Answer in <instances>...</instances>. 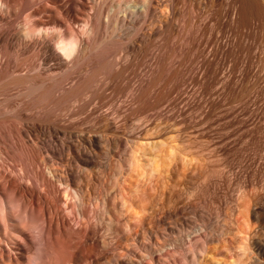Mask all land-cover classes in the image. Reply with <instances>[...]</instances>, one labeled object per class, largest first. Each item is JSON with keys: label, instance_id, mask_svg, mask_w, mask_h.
I'll list each match as a JSON object with an SVG mask.
<instances>
[{"label": "bare ground", "instance_id": "bare-ground-1", "mask_svg": "<svg viewBox=\"0 0 264 264\" xmlns=\"http://www.w3.org/2000/svg\"><path fill=\"white\" fill-rule=\"evenodd\" d=\"M254 93L264 0H0V264H264V189L230 204L210 168L225 224L198 213L194 233L178 202L215 154L231 169L238 132L264 151Z\"/></svg>", "mask_w": 264, "mask_h": 264}, {"label": "rangeland", "instance_id": "rangeland-1", "mask_svg": "<svg viewBox=\"0 0 264 264\" xmlns=\"http://www.w3.org/2000/svg\"><path fill=\"white\" fill-rule=\"evenodd\" d=\"M170 18V21L171 22H173V24L176 26V28L177 29H179L180 28V26H181V23L180 22H177V19L175 18V17H169ZM174 20V21H173ZM171 38H169V40H168V43H167V51L169 52V50L172 48V43L174 42V37L173 36H170ZM159 39V37H157V36H154L153 38H152V40H151V42L153 43L154 41H156V40H158ZM161 42V41H160ZM209 50V49H208ZM151 51V52H150ZM154 52V47L153 46H149V48H148V50L145 52V54L143 55V57H142V59H141V62H145V61H147L148 59H149V57H150V54L151 53H153ZM148 54V55H147ZM227 67V68H226ZM226 67H225V70H227L228 69V67H229V65H226ZM177 94V93H176ZM257 94H252L251 95V97H250V99H249V103H248V105L252 108V109H257V108H259V107H261L262 105H264V95H257ZM255 100V101H254ZM82 118H83V116H81ZM80 117V119H82ZM132 121L130 122V124L128 125L129 127H132V125L134 124V126L132 127V128H134L135 127V125H137V121H136V119H134V118H132L131 119ZM135 121V122H134ZM233 129H229V131L231 132ZM243 132L244 131H240V132H238L236 135H234V137L232 138V140L234 139V140H236V142H235V144H236V151H235V153L233 154V157H232V161H234V162H232V167H231V169L229 168V171H228V167L225 165V163H224V161H223V158L221 157V156H219V154H215L214 155V159H215V161H213L214 159H212V163L210 162V163H206L205 164V162H204V164H205V167H204V164H203V166H201V168H203L202 169V172H200L199 170H201L200 168L197 170L198 171V174H197V172L192 176V175H190V177L189 176H187V181H186V179L185 180H183V186H184V188H183V186L181 187V190H183V192H181L182 193V195H181V193H180V198H179V200H178V202H180L179 204H180V208L181 209H183V207H184V219L186 220V224L187 225H189L190 224V229H189V232H193L194 233V230L196 229V225H193V224H195V223H198V218H199V215H198V213L200 214V215H203V216H210L211 218H212V223L214 224V225H216V226H223L225 223V221H224V219H223V217H224V214H225V212H226V209L224 210V207H225V205H224V202H223V200H222V193H221V188L215 193V196L213 195V197L212 196H210V191H209V189H206V184H207V182L209 183V181H213V180H216V181H218L219 180V178L221 179L222 177H223V174H225V176L221 179V180H227V182H228V184L229 183H231V184H229V189H228V192H227V197H229V199L227 198V200L229 201V203L230 204H233L234 203V201L236 200V198L239 196V192H238V190L240 191V192H242V190H244L243 192H245L246 190L247 191H249L250 189H251V184L252 185H254V187H255V189L256 188H258L257 190H261V189H264V174H262V173H264V151L262 152V153H258L257 152V150H254V148H253V150H251L252 149V147H251V145H253V143H254V141H252V140H249V139H247V138H240V136L243 134ZM204 147H205V145H203ZM254 146V145H253ZM260 149H261V147H259ZM239 150V151H238ZM238 151V152H237ZM118 153V156H121V154H122V149H120V151H118L117 152ZM259 154V155H258ZM218 156V157H217ZM263 156V160L262 159H260L261 157ZM23 156L21 155V158H22ZM240 157H242V158H240ZM24 158H25V156H24ZM236 158V159H235ZM252 158V159H251ZM23 159V158H22ZM254 159H255V161H254ZM24 160V159H23ZM102 161H103V159H102V155H99V162H101L102 163ZM214 162V163H213ZM251 162V163H250ZM211 164V165H210ZM212 164H215L214 166L212 165ZM250 164V165H249ZM208 167H207V166ZM220 165V166H219ZM249 165V166H248ZM263 165V166H262ZM211 166H213L214 167V169H213V167H211ZM260 166V167H259ZM225 167V168H224ZM250 167H251V169L252 168H254V169H257V174H255L254 176L253 175H251V174H248V172H249V170H250ZM206 168V170H204ZM210 168H212V170L214 171V176H213V178H215V179H211V180H209V181H207V182H205L204 183V181L202 182V180L204 179V176L206 175V174H208V173H211L212 172V170L210 169ZM227 169V170H224V169ZM207 169H209V170H207ZM217 169V170H216ZM262 169V170H261ZM204 170V171H203ZM220 172H219V171ZM223 170V171H222ZM260 170H261V172H260ZM99 171V170H98ZM96 169H94L93 171H92V175H90L91 174V172L89 173V175L90 176H92L93 177V179H99L100 177H102V174L101 173H99ZM206 171H208L207 173H204V172H206ZM216 171H218L220 174H221V176H220V174L219 173H217ZM224 171H226L227 173H225ZM94 172V173H93ZM215 172L218 174V176H217V174H216V176H215ZM221 172H223V173H221ZM98 173H99V175H98ZM201 173V174H200ZM261 173V174H260ZM96 174V176H94V175ZM201 176H200V175ZM202 174H204L203 176H202ZM88 174H87V176L88 177H90ZM101 175V176H100ZM197 176L198 175V178L196 177H194V176ZM100 176V177H99ZM220 176V177H219ZM229 176V177H228ZM97 177V178H96ZM218 178V179H217ZM227 178V179H226ZM193 179V180H192ZM232 181H230V180ZM190 180V181H189ZM185 182V183H184ZM199 182H201V184H199ZM202 183H204L205 184V186L202 184ZM232 183H233V185H232ZM236 184H237V187L238 186H241L239 189H237V187H235L236 186ZM241 184V185H240ZM248 184V185H247ZM91 184H88V186H87V183H85V190H84V192L86 193V194H84V195H86V196H84L83 198H85V200H86V198H87V200L85 201V203L87 204V202H88V204H90V205H88L90 208H88L89 210H91L92 208H93V206L91 205L94 201L93 200H95L94 198H93V196H94V187L92 186H90ZM186 185V186H185ZM201 185V186H200ZM208 185V184H207ZM231 185V186H230ZM202 186H204V190L202 189L203 187ZM248 186V187H247ZM88 187H89V189H88ZM186 187V188H185ZM225 187V186H224ZM243 187V188H242ZM245 187V188H244ZM263 187V188H262ZM87 188V189H86ZM183 188V189H182ZM208 188V187H207ZM242 188V189H241ZM87 190H88V192H91L90 193V195H92V196H90V197H92L91 198V202L88 200V198H89V196H88V192H87ZM110 190H111V192H110ZM110 190L108 191V192H110V194L111 193H114V191L112 190V188H110ZM186 190V191H185ZM230 190V191H229ZM234 190V191H233ZM93 191V192H92ZM113 191V192H112ZM209 191V192H208ZM236 191V192H235ZM184 192L186 193V194H184ZM232 193H233V195H232ZM185 195V197H184V195ZM241 194V193H240ZM235 195V196H234ZM181 196H182V198H181ZM232 196H233V198H232ZM94 197H96V196H94ZM215 197V198H214ZM184 198V199H183ZM220 198V199H219ZM90 199V198H89ZM232 199V200H231ZM234 199V200H233ZM210 200V201H209ZM212 200H213V202H212ZM231 201V202H230ZM90 202V203H89ZM183 202V203H182ZM207 202V203H206ZM216 203V204H215ZM60 204H62V203H60ZM185 204H186V207H185ZM183 207H182V206ZM235 205V204H234ZM63 206V205H62ZM61 205H60V207H62ZM205 206V207H204ZM189 207V208H188ZM204 207V208H203ZM215 207V208H214ZM206 208V209H205ZM214 208V209H213ZM61 209H63V208H61ZM207 210V211H206ZM209 210V211H208ZM211 210V211H210ZM63 212H62V215H67V213L64 211V210H62ZM214 212V213H213ZM221 212H223V213H221ZM210 214V215H209ZM212 215V216H211ZM220 215V216H219ZM216 216V217H215ZM98 217V219L100 218L99 217V215L97 216ZM32 218V217H31ZM31 218H30V220H31ZM35 218V220L36 219H38L37 217H34ZM181 219H182V217H181ZM180 219V215L178 214V212H174V213H171V215H170V222H169V220H168V222L172 225H170L171 227H174V228H178L179 227V225H180V223H181V220ZM223 219V220H222ZM28 220V219H27ZM26 220V221H27ZM34 220V219H33ZM32 220V222H34ZM222 220V221H221ZM37 221V220H36ZM193 221V222H192ZM31 222V221H30ZM29 221H28V224L30 223ZM214 222H216V223H214ZM35 223L37 224V222H34V224H33V226L35 225ZM31 224V223H30ZM32 225V224H31ZM38 225H41V222L39 221V219H38ZM29 226V225H28ZM35 226H37V225H35ZM31 227V226H30ZM39 227H41V226H39ZM84 227V226H83ZM192 227V228H191ZM76 228H78V227H76ZM79 228H81L82 229V226H80ZM85 228V227H84ZM83 228V229H84ZM34 229H35V231L36 230H38V229H36L35 227H34ZM40 229V228H39ZM31 232H32V230H30ZM37 232H39V233H41V229L40 230H38V231H36V232H33V234L35 233L37 236H38V238L36 237V236H34V235H32L33 237V239L35 240V238H37L36 239V242H35V244L33 243V241H32V245H31V253L32 252H35V251H32V248H33V250H36V248H37V250H38V248H39V250H45L46 248H47V246H46V248L43 246V242H41L40 241V239H39V235H38V233ZM40 235H42V234H40ZM41 238V237H40ZM42 238H44L45 239V237H43V235H42ZM41 238V240H43ZM39 239V240H38ZM198 240V239H197ZM38 241V242H37ZM44 241V240H43ZM41 242V243H40ZM45 242V244H46V240L44 241ZM40 244V245H39ZM42 244V245H41ZM39 246V247H36V248H34L33 246ZM187 246V247H186ZM42 247H44V248H42ZM184 247H185V249H186V252H187V254H189L188 253V244H186V245H184ZM36 250V251H37ZM38 250V251H39ZM43 250V251H44ZM47 251H48V248L46 249ZM46 250H45V252H43V258H42V260H45V259H47L46 257H47V255H45L46 254ZM37 251V252H38ZM41 251H39V252H41ZM41 252V253H42ZM40 253V254H41ZM34 254V253H33ZM32 254V255H33ZM36 255V254H35ZM34 256V255H33ZM41 256V255H40ZM39 256V260L38 261H40L41 259V257ZM176 256H178V255H176ZM175 256V258H179V256L178 257H176ZM37 257V256H36ZM35 256H34V260H35V258H36ZM172 260H173V258H172ZM172 260H169V264H172ZM171 262V263H170ZM163 264V263H166V261H163V260H161L160 261V264Z\"/></svg>", "mask_w": 264, "mask_h": 264}]
</instances>
